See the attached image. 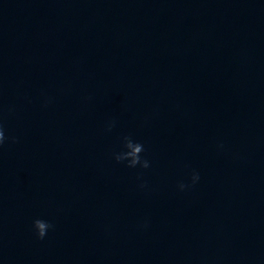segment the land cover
Masks as SVG:
<instances>
[{
    "label": "clouds",
    "instance_id": "9594fccd",
    "mask_svg": "<svg viewBox=\"0 0 264 264\" xmlns=\"http://www.w3.org/2000/svg\"><path fill=\"white\" fill-rule=\"evenodd\" d=\"M51 103V99H46L44 102V106L46 107L48 104ZM9 112L12 111L11 108L8 110ZM115 120H111L108 122L105 131L111 132L112 129L115 127ZM6 142L9 143H17L18 139L14 136H6L5 135V128L2 123V119H0V148H3ZM122 149L120 151H113L111 152L112 159L115 160L118 164H125V166L129 169H136L137 166L141 169H148L150 168V161L142 156V153L145 152L144 144L138 140H135L131 134H127L121 137ZM222 148L223 145H220ZM141 177L138 176V179ZM200 180V174L193 170L190 176V183L180 182L178 184V189L180 191H184L188 188L194 187ZM146 183H141L140 188H146ZM146 227V225H144ZM53 224L47 220L36 218L32 222V228L36 235V238L39 240L45 239L49 230L53 228Z\"/></svg>",
    "mask_w": 264,
    "mask_h": 264
}]
</instances>
